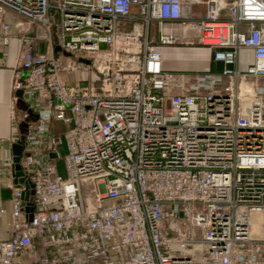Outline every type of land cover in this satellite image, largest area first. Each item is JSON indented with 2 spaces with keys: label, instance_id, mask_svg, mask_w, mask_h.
<instances>
[{
  "label": "built area",
  "instance_id": "built-area-1",
  "mask_svg": "<svg viewBox=\"0 0 264 264\" xmlns=\"http://www.w3.org/2000/svg\"><path fill=\"white\" fill-rule=\"evenodd\" d=\"M13 16L33 194L4 182L0 264H264V0H0L3 47ZM173 45L222 68L171 70Z\"/></svg>",
  "mask_w": 264,
  "mask_h": 264
},
{
  "label": "crops",
  "instance_id": "crops-1",
  "mask_svg": "<svg viewBox=\"0 0 264 264\" xmlns=\"http://www.w3.org/2000/svg\"><path fill=\"white\" fill-rule=\"evenodd\" d=\"M9 19V14L7 15ZM22 23L23 20L13 16L11 17L12 31L11 39L6 47H3L0 42V240L7 239L9 237L8 223L10 220V189L4 185V182L9 179L12 173V148L8 144L7 138L10 136V108L12 95L10 90V84L12 79L13 69L16 64V58L18 53V26L16 23ZM36 28H33V32H36ZM166 46L163 47V50ZM38 51H45L44 44H39ZM172 52L175 54L166 64V67L171 70H184L197 68L201 63L209 64V67L213 71H218L222 68V64L211 60L210 50L203 46H187L186 49L172 48ZM162 52V51H161ZM241 52H250L247 49H241ZM181 54H191L194 59L190 60ZM168 59V58H167ZM204 63V64H203ZM199 65V66H195ZM73 83L74 75L68 76ZM18 107H21L20 104ZM15 185H20L16 180H13ZM25 199V198H24ZM27 200V199H25ZM28 201V200H27Z\"/></svg>",
  "mask_w": 264,
  "mask_h": 264
},
{
  "label": "water",
  "instance_id": "water-1",
  "mask_svg": "<svg viewBox=\"0 0 264 264\" xmlns=\"http://www.w3.org/2000/svg\"><path fill=\"white\" fill-rule=\"evenodd\" d=\"M54 51H57V47L54 48ZM17 94H20V92H18ZM12 148V154H13V158H12V172L15 176V180L18 181L20 184H22L25 188V192H24V198L27 199V203L28 205H30L31 200H32V194H33V190H28V188L30 187L29 183L24 179L23 174L20 170V156H21V146L19 144H12L11 145ZM50 157H55L54 153H50L49 155ZM26 211H31V207H27ZM28 217L30 219L31 214H28Z\"/></svg>",
  "mask_w": 264,
  "mask_h": 264
},
{
  "label": "rangeland",
  "instance_id": "rangeland-1",
  "mask_svg": "<svg viewBox=\"0 0 264 264\" xmlns=\"http://www.w3.org/2000/svg\"><path fill=\"white\" fill-rule=\"evenodd\" d=\"M199 11H202L201 9H199ZM182 48V49H186L187 46H179V45H173V46H166V49L163 50V47H160V50L162 51L163 57L165 59V63L167 64V62L169 61L170 58H172L175 54L172 52V48ZM59 54L62 56L61 52H59ZM184 57H187V59H194V56L191 54H181ZM168 58V59H167ZM252 62V56H251V52H241L239 54V68L240 70H244L250 63ZM199 65H195V66H199L197 68L193 67L191 69H201L203 67H205L206 65L204 64L203 66H201V63H198ZM62 153V152H61Z\"/></svg>",
  "mask_w": 264,
  "mask_h": 264
}]
</instances>
